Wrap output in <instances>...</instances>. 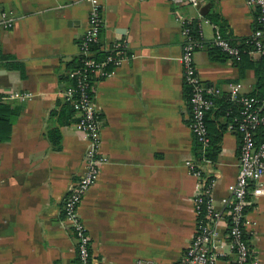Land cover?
Returning <instances> with one entry per match:
<instances>
[{
    "label": "crops",
    "instance_id": "crops-1",
    "mask_svg": "<svg viewBox=\"0 0 264 264\" xmlns=\"http://www.w3.org/2000/svg\"><path fill=\"white\" fill-rule=\"evenodd\" d=\"M98 1L102 26L96 50L124 40L129 58L91 86L105 162L78 213L92 264H175L196 219V179L184 160L197 147L179 67L178 10L168 0ZM87 6L83 0H0V8L13 17L11 28L0 32V101L8 105L0 136L9 133L7 140L0 139V264H76L75 240L63 225L61 203L82 172L87 142L62 89L86 26ZM180 6L184 15L207 20L200 21V42L192 55L201 81L223 87L237 81L244 93L255 89L253 68L240 69L210 53L211 24L220 31V23L221 34L242 43L255 27V10L244 0ZM11 91L29 97L11 98ZM213 104L206 127L218 133L219 142L210 158L217 175L210 200L219 207L236 176L238 135L233 117ZM245 219L255 264H264V193L251 198ZM223 226L219 221L220 234Z\"/></svg>",
    "mask_w": 264,
    "mask_h": 264
},
{
    "label": "built area",
    "instance_id": "built-area-1",
    "mask_svg": "<svg viewBox=\"0 0 264 264\" xmlns=\"http://www.w3.org/2000/svg\"><path fill=\"white\" fill-rule=\"evenodd\" d=\"M87 3L86 26L77 43L80 64L69 68L65 75L67 85L62 89V98L76 115L75 127L85 138L87 145L83 153L80 176L73 181L61 203L62 221L69 228L75 240L76 264H92L89 236L78 207L82 196L95 182L105 158L100 153L99 129L101 119L95 107L91 86L97 80L111 76L129 58L124 40L111 42L102 49L103 57L96 58V49L102 18L98 0H83ZM176 5L175 20L181 25L183 38L179 55L182 83L188 88L187 103L190 109L189 129L197 144L199 158L184 160L189 173L196 179L193 194L195 224L190 241L175 264H255L253 251L249 246L245 219L251 198L264 193V99L243 92L240 82H229L224 87L203 82L196 73L193 52L200 42L201 18H193L181 12L185 6L198 8L201 0H168ZM255 10V27L243 39L249 45L247 54L264 55V0H244ZM11 12L0 8V32L11 28ZM191 24L196 26L199 38L191 35ZM213 29L212 45L231 61H238L241 49L238 42ZM226 95L237 105L235 130L237 132V172L235 179L226 187V195L219 207L210 200L211 179L216 175L211 169V159L206 156L209 136L205 115L213 105L215 97ZM11 98L27 99L25 91L9 92ZM224 222V233L220 234L218 222ZM224 249L226 252H224ZM136 264H151L136 260Z\"/></svg>",
    "mask_w": 264,
    "mask_h": 264
},
{
    "label": "trees",
    "instance_id": "trees-1",
    "mask_svg": "<svg viewBox=\"0 0 264 264\" xmlns=\"http://www.w3.org/2000/svg\"><path fill=\"white\" fill-rule=\"evenodd\" d=\"M214 21L218 23V17H215ZM218 24L220 25L219 28H220L221 33L223 32V34H224L223 26L220 23H218ZM190 29H191V35L195 38H199L197 30H196V26L191 24ZM96 47H97V44L92 46L93 49H96ZM239 47L241 49V59L238 61H232V62L237 64L240 69L243 68L244 66L249 67V68H253V70L255 71V75H256V82H255L256 88L250 90L249 93H247V94L254 95L260 99H264V55L261 56L262 59L261 58H255L254 56L248 55L247 50L249 48V45H247V44L245 45L243 42L241 44H239ZM210 53L213 57L228 58L226 55H224L222 52H220L213 45L211 46ZM104 54H105L104 51H102V50L99 51L97 49L95 57L98 59V58L103 57ZM253 63H255V66H253ZM79 64H80V61L76 57V59L74 60L72 65L77 66ZM260 64H262V65H260ZM183 87H184V92H185L184 94H185V97L187 99L188 88L185 85ZM213 103H215V105L217 104V107H218L217 110H221V113H225L227 116L233 117L232 124L235 128V125H236L235 118L237 117V110H236L237 105L235 103H233L232 101H230V99L224 94H222L221 96L215 97L213 99ZM7 108H8V105L1 103V101H0V120L4 118L3 117L4 115L2 113H3L4 109H7ZM205 123H207V113L205 115ZM263 132H264V130H263ZM208 136H209V141H210L209 145L210 146L207 149L206 156L209 158H212L213 155L218 151L219 135L217 132L216 133H209L208 132ZM8 137H9V133H8V135L0 136V139L1 140H7ZM193 157L195 159L199 158V152H198V148L196 147V145L194 147Z\"/></svg>",
    "mask_w": 264,
    "mask_h": 264
},
{
    "label": "water",
    "instance_id": "water-1",
    "mask_svg": "<svg viewBox=\"0 0 264 264\" xmlns=\"http://www.w3.org/2000/svg\"><path fill=\"white\" fill-rule=\"evenodd\" d=\"M199 8V7H198ZM200 13V12H199ZM200 15H202L201 13H200Z\"/></svg>",
    "mask_w": 264,
    "mask_h": 264
},
{
    "label": "rangeland",
    "instance_id": "rangeland-1",
    "mask_svg": "<svg viewBox=\"0 0 264 264\" xmlns=\"http://www.w3.org/2000/svg\"><path fill=\"white\" fill-rule=\"evenodd\" d=\"M260 65H262V64H260Z\"/></svg>",
    "mask_w": 264,
    "mask_h": 264
}]
</instances>
